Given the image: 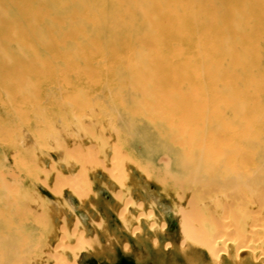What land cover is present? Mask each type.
<instances>
[{
	"label": "bare ground",
	"instance_id": "6f19581e",
	"mask_svg": "<svg viewBox=\"0 0 264 264\" xmlns=\"http://www.w3.org/2000/svg\"><path fill=\"white\" fill-rule=\"evenodd\" d=\"M64 90L82 98L63 100ZM25 93L46 100L29 102ZM4 96L64 109L65 119L49 117L51 139H65L57 124L73 128L71 113L79 128L58 143L66 168L49 157L55 203L71 192L72 211L60 223L27 198L36 192L37 159L17 166L19 147L0 159V264H76L79 256V264H117L118 249L151 260L124 232L163 250L160 264H264V0H0L7 112ZM2 123L0 147L9 136ZM22 123L25 132L39 124ZM34 140L23 142L26 151ZM5 159L14 162L9 170ZM98 173L114 182L111 201L94 191ZM152 181L173 204V232ZM114 202L116 227L98 212Z\"/></svg>",
	"mask_w": 264,
	"mask_h": 264
},
{
	"label": "rangeland",
	"instance_id": "374dc122",
	"mask_svg": "<svg viewBox=\"0 0 264 264\" xmlns=\"http://www.w3.org/2000/svg\"><path fill=\"white\" fill-rule=\"evenodd\" d=\"M38 79H40L39 81H42L43 80L42 78H38ZM51 84L52 85L55 84V80H52V82H51V80H49V85H51ZM73 84H75V83L64 82V87L66 89H69ZM60 93H62V92H59V95H61V98H64L63 100H66V101L68 99H74L75 100L77 97H78L77 99L82 98L81 95L77 94L78 92H76V90H72V91H69V92H67V91L64 90L63 94H60ZM21 96L23 97L24 100L29 101V102L37 101V100H34V99H38L40 102L46 100V97L45 96H43V95L41 96L40 95V96H38L36 98L34 95H32V93H25L24 95L22 94ZM91 96H94V95H91ZM10 97H12V95L9 96V98ZM3 99H4V101L6 99V102L7 103L5 105H6L7 109H9V110H7V112H8L7 113V112H5L6 110H4V107H2L0 109V122L1 123L3 122L2 123V125H3V131H5L6 133H8L9 136H8L7 139H5L3 141V146L0 147V159L3 158V156H5L4 154H6V153L12 154L14 151H16V147L17 148L19 147V148H21L23 150V152L19 156L20 157V160H19L20 161V164H17V166H24V164L28 161L29 158L30 159H32V158L37 159L38 165L41 167V171H40V173H38V180L34 181V186H35L36 192L30 194L31 196H29L27 198L30 201L34 200L37 204L35 202L33 204L34 205L36 204L35 206H37V207H40V208L42 207V209H43V211L45 213H48L49 214V212H51V211H54V213H57L58 218L56 220H57V223H60L61 220H62L61 219L62 216L66 214L65 212L71 213V211H72V209H71L72 207L70 206L71 201H70V203H69V201H67L69 199L70 195H71L70 194L71 192L69 191L68 188H65L64 191L61 192L62 193L61 197H62V199L63 198L64 199H67L66 202H64L62 204L61 203H59V204L58 203L57 204L55 203V201H56V193L49 190V157L52 156V158L54 159V161L57 164H59V167L61 168V166H62L61 169H63V167L66 168V164H68V163H67V161H64V159L61 158V156H62L61 153L59 154V148H60V146L58 145V143H62V142H64V140L67 142L66 139L70 138L71 136H75V135L78 134V132L76 131L77 127L75 126V124H77V126L79 128L78 122L75 119L76 116L73 115L72 113L67 116L68 120H70L69 123H72L73 122V124H71V125H73V128H71V129L70 128H67V127H70V124L69 123H68L69 125L65 126L64 123H63V121H61V122L58 121V124L57 125L60 126V128L59 127H56V128L57 129L59 128L61 130V134L63 135V136L61 135L62 137L59 135V137H60V139L65 138L63 141L61 140L59 142V139L58 138H57V141H56L54 138L51 139L49 137V132H48L49 131V117L50 116H53L54 118L55 117H58V119H60V120H61V118L62 119L63 118L65 119V116L63 114V112H64L63 110L64 109L59 110V109H57V107H54V106L52 107V105H50L49 100H47L46 102L42 103V105H41L40 108H36V107L34 108V105H32V104L29 105V104H19V103L12 104V103H9L8 102V96H4ZM104 110H105L106 113H104ZM9 111H11V112H9ZM85 112H86L85 113L86 115L85 114L84 115L86 116V118H89V117L91 118L93 116V113L92 112H90L88 110H85ZM102 112H103V115L104 116H106L107 118L108 117L110 118V116H108L109 115L108 114V110L102 109L101 113ZM9 113L12 114V115H10ZM101 113H99V114H101ZM71 115H72V118L74 119L73 121H72ZM15 116L22 118V119H20L21 126L19 124L15 125L16 123H11V121L16 118ZM42 118H44L45 120L42 119ZM39 119L41 121L42 120L43 121L40 122ZM74 121L77 122V123H75ZM22 122H31V123L33 122V123H36V124L39 123V124L37 126L38 128L36 127L33 130L26 129V132H27V135H26L25 130H23V128L20 129V127H24V125H23ZM43 122L45 124H48V125H45ZM43 127L44 128L46 127V129H44V130H45V132H46L47 135L44 134V131H42L40 129V128H43ZM72 129H73V131H72ZM21 130H22V132H21ZM24 132H25V135H24ZM67 136H68V138H67ZM31 138L33 140L34 139L35 140L32 142V144H30L31 148L30 149L27 148L28 150L26 151L25 150V147H24V144L28 143L27 142L28 139H31ZM51 140H53V141H51ZM54 140H55V143H53ZM23 142H24V144H23ZM14 147H15V149H13ZM71 160L73 161L75 159H71ZM43 161H45V162H43ZM107 163L110 164V161H107ZM13 165H14V162H13L12 159L11 160L10 159H5V166L4 167H6V168H4V167L3 168H4V170H6V169L9 170L10 166L12 167ZM43 167L46 168V171H45V168L42 169ZM65 168H64L63 171L66 170ZM91 176H92V182H93L94 191H96V192L99 191V193H100L101 203H103V199H105V198H108V200L110 199V201H111L112 194L110 192L113 191L111 187L114 185V182L109 177H107L105 174H103V173H98L96 176H95V174L94 175H91ZM42 178H45V180H47L48 187L45 185V180H42ZM137 179L138 180H142V183L143 184H145L147 182V178L145 176H142V174L140 172H137ZM144 179H145V181H144ZM150 185H151V189H152L151 191L152 192H156V194H158L157 193V190H158L157 183L154 182V181H152V182H150ZM28 194H27V196H28ZM158 196L164 202V204H167V205L170 206L167 209V212L169 211V213H168L169 215L167 214L168 215V220H169L168 221V224H171L172 223L169 228H171L172 229L171 231L173 232V231L177 230V228H178L177 220H176V218L174 217V214H173V204H172V202H170L168 200V198H166L164 195L160 194V192H159ZM35 197L36 198L38 197L37 200H40V201L37 202V200H36ZM74 202H75V205L76 206H79L80 201L78 199L75 198ZM42 205H44V206H42ZM114 205H115V202L108 209L106 206H103L101 204V205H99V208H98L99 211L98 212H99V214L101 216L106 217V218H107V214L106 213H108V217L111 215L110 218L113 220L111 223H112L113 227H116L115 220H118V216H117L116 212L114 211L115 210ZM89 207L90 206H85V209H82V210L85 211L86 213L90 214V213L93 212V210L91 208H89ZM130 207L133 208V206H130ZM62 209H63V211H62ZM105 210H106V212H105ZM139 211L137 209L136 210V213L139 212ZM60 215H62V216H60ZM126 233L124 232L122 237H123V239L124 238L125 239L126 238H129V240H130L129 243H130V245L132 244L130 246V248H132V246L134 245V247H133V250L134 251L135 250H136V252H139L140 251L139 253H145L148 256L151 255L150 257H152V259L151 260H143V261H141L139 259H136L134 256L133 257L130 256L131 253L129 255H126V254H124V252L121 249H118L119 259H118V261H116L117 264H160V263L156 262V260L154 258H155V256H160V254H161V256L164 255V254L161 253L163 250L161 251L160 249H157L156 247L152 246L154 244V243H152V241H149L150 243L147 242L146 244H145V242H140L142 244L139 245V242L134 241V239L128 233L126 235ZM71 239H69V238L66 237L65 243L66 242H69ZM72 242H73V240H71L70 243L74 245V243H72ZM149 244H152V245L149 246ZM154 248H156L157 251ZM154 250H155V252L153 253ZM148 251L150 252V254H149ZM169 251H171V250H168L167 251L168 254L165 252L166 253L165 255H167L168 257H171V256H169V254H170ZM159 252H160V254H159ZM40 254H44V256H45V253H39L38 255H40ZM80 258H81V256L78 257V259L76 261V264H79ZM52 260H54V258ZM81 262H83V260H81L80 263ZM181 262L184 263V260L181 259ZM84 264H100V263H99V260L98 259L91 258L87 262H85Z\"/></svg>",
	"mask_w": 264,
	"mask_h": 264
}]
</instances>
